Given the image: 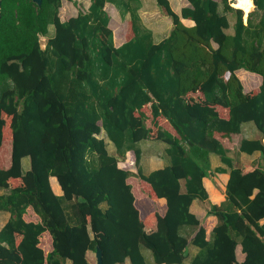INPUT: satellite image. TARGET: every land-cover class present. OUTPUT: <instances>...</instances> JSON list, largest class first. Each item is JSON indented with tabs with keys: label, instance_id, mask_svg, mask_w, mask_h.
Instances as JSON below:
<instances>
[{
	"label": "trees",
	"instance_id": "trees-1",
	"mask_svg": "<svg viewBox=\"0 0 264 264\" xmlns=\"http://www.w3.org/2000/svg\"><path fill=\"white\" fill-rule=\"evenodd\" d=\"M188 1L178 13L156 0L172 24L156 40L138 13L141 0H91L66 19L63 0H2V157L7 126L12 147L10 166L0 162V213H10L0 228V264H89L97 247L103 264H264V0H252L247 22L229 0ZM107 2L129 15L133 36L118 46ZM238 70L258 75L259 91L248 92ZM196 91L203 100L191 99ZM249 122L259 136L244 137L239 152L259 158L245 170L217 134L240 133ZM148 137L165 144L164 165L127 169L131 153L139 163ZM225 172L226 199L212 203L205 180ZM131 176L144 187L139 204L166 200L163 216L141 218ZM196 199L217 218L209 237L191 210ZM29 209L38 221L25 219ZM45 232L49 251L41 246Z\"/></svg>",
	"mask_w": 264,
	"mask_h": 264
},
{
	"label": "crops",
	"instance_id": "crops-1",
	"mask_svg": "<svg viewBox=\"0 0 264 264\" xmlns=\"http://www.w3.org/2000/svg\"><path fill=\"white\" fill-rule=\"evenodd\" d=\"M169 1L171 3L172 8L178 13H180L182 7H184V6L189 4L188 0H169ZM90 3H91V0H86V4H85L84 8H82L81 10H83V11L87 10L89 5H90ZM154 3H155L154 6L157 9H160L158 7V5L156 4V0L154 1ZM105 9L107 10V12H108V14L110 16V26H111V28L113 29V32H114L115 44L118 46V45L122 44L123 42H125L126 40L130 39L133 36V31H132V35H129L128 31H129L130 26H126L125 28H123L122 25H119V24L117 25V23L115 22L117 20V14H119V17H120L121 21H123V22L127 21V22L130 23V20L128 19L129 15L127 14V16L125 18H123L121 13H120V11H119V9L113 3H110V2L106 3ZM139 10H142V12H146L148 10V5L145 3V0H141V5H140ZM77 14L78 13L72 14L70 16H75ZM62 19H64V18H62ZM168 19H169V17H168ZM169 21H170V19H169ZM182 22L185 25H188V26H191V25L194 24V21L192 19H187V18H182ZM143 24L152 30V33L154 34V36L156 38L158 37V36H156L157 34H159V33L161 34V32L155 31L152 27H149L145 22H143ZM130 25H131V23H130ZM171 25L172 24L170 23V28H171ZM115 26L117 28H114ZM167 34L168 33H166L165 35H167ZM156 40H159V37ZM243 72L238 70L237 74L240 77V79L242 80V83L245 85V80L244 79H245L246 75L243 78V77L240 76L241 74H239V73L244 74ZM256 77H259V76L250 72V77H248V78L252 79L253 81H256V79H257ZM257 91H259V86H256L255 88H253V87L250 88V93H256ZM223 116H226V115H223ZM253 129H254V134L251 135L250 137H258L259 134H258V131H257V129H256V127L254 125H253ZM241 132L240 133H232L230 136H222V135L217 134V137L220 139V141L223 143V145L225 147H227L230 150V152H231V150L234 149L233 146H231V139H233V138L235 139V137H234L235 135H238V134L241 135ZM244 137H248V136H242L241 137V139H240V141L238 143L239 144L238 148H235L237 150V153L236 154H231L229 152V154L233 158V162H234L235 165H240V164L244 163L243 164V168L245 170H248V169H250V165L254 164L253 163L254 160H252L250 162L243 161V159L239 160V156H238L239 153H241V157L242 158H243L244 155H248L247 153L239 152L240 143H241V141H242V139ZM216 158L218 159V157L216 155H214V154L211 155V160H212V166L213 167H215V166L220 164V162H218V161H217V163L213 162V160H217ZM3 159H4L3 167L4 168H8L10 166V164H11V153L8 151L7 154L5 155V157H2V154H0V162ZM120 165H122V164H120ZM24 168H25V165H24ZM228 179H229V174L227 172H225V173H218L217 175L212 176L211 179L205 180V186L208 189L209 199H210V201L212 203L220 204L221 202H223L226 199V184H227ZM51 183H52V187H53L54 191L56 193L60 194L62 192L61 191V187L58 184L56 178L53 177V176L51 177ZM133 186H136V185H133ZM133 192L135 194V198H136L135 202H136L137 207L140 210V215H141L142 219L147 218L148 215L150 213H153L154 211L157 212L158 214L162 215V216L165 214L166 209H167V205H166V200L164 198H155V197L151 198L149 196L148 201L145 202L146 205H143L141 203L139 204L137 196L138 195L139 196L143 195L144 193L141 192L140 189L135 190V188H133ZM208 207H209V204H208L207 201H201V200H197V199L194 200V202H193V204L191 206V210L198 216L199 219H201L203 221V225H204V227L206 229L207 237L210 236V233H211L213 227L217 223L216 216L207 215L206 214ZM145 211H148V212H147V215L145 217H143L142 212H145ZM9 217H10V213L9 212L0 213V228L4 225V223L8 220ZM25 219L28 220V221L29 220H33V221H38L39 220L38 216L31 209H29L28 212L25 214ZM261 223H264V218L261 219ZM51 243H52L51 236L49 235L48 232H45L43 234V236H42V239H41V246L46 251H49L51 249ZM196 251H197L196 246L191 245L189 247V252L191 254L195 253ZM236 255H237V260L238 261L244 260V258L246 256V254L242 251V247H241L240 244H238V246L236 248ZM148 257H150V256H148ZM90 263H91V261H90ZM126 263L129 264V262H126ZM151 264H155V263H151ZM162 264H166V263H162Z\"/></svg>",
	"mask_w": 264,
	"mask_h": 264
},
{
	"label": "rangeland",
	"instance_id": "rangeland-1",
	"mask_svg": "<svg viewBox=\"0 0 264 264\" xmlns=\"http://www.w3.org/2000/svg\"><path fill=\"white\" fill-rule=\"evenodd\" d=\"M154 1L155 0H145V3L148 5V10L146 12H142V10H138V13L141 16V20L143 22H145L149 27H152L155 31L157 32H161V34H157L156 36L160 37L162 35H165L166 33H168L169 29H170V21L168 19V17L161 11V9H157L154 6ZM231 2V5L233 7H235L232 3H234V0H229ZM86 4V0H73V1H69V0H63L62 6L60 8V16L61 18L66 19L67 17H69L72 14H76L81 10L82 8H84ZM255 5V3H254ZM237 8V7H236ZM255 9V6L253 7V9L250 11L252 12ZM249 13H246L245 11L243 12V20L244 22H247L248 17H249ZM247 14V15H246ZM230 19L233 22L234 21V14L232 15V13H229ZM117 23V25H122L123 28H125L126 26H130L128 34L132 35V29H131V25L129 22L127 21H121L119 14H117V20L115 21ZM114 28H117L116 26ZM229 31H232V28H229ZM50 33H53V26L50 27ZM46 38L45 36H41L40 38V42H41V46L45 47L46 45ZM240 71H244L240 76L244 78L245 76V86L247 88V91L250 92V88H255L259 82H260V78L256 77V81H253L252 79L248 78L250 77V72H247L246 70H240ZM255 76V75H254ZM192 100H196V101H201L203 100V95L201 93V91H196V92H191L190 95ZM217 110L219 111L220 114L222 115H227V108L222 107L220 105L216 106ZM146 112H148V116H147V120H145L147 126H151L154 125V119L152 118V116L149 113V105L146 109ZM5 120L11 118V116L4 114ZM160 122H165L164 119H160L158 120ZM255 126V124L253 122H249L247 124H245L243 126L241 135H235V139H231V146H233V150H231V154H236L237 150L235 148H238L239 146V141L241 139L242 136H248L250 137L251 135L254 134V129H253V125ZM152 127V126H151ZM150 127V128H151ZM256 127V126H255ZM170 130L171 127H168ZM257 129V128H256ZM12 130L10 126H7L6 131L4 132V139H5V143H4V149L3 151H9L11 152V147H12ZM155 141V143H154ZM236 142V143H235ZM141 147L143 149V155L139 161V163L136 162L135 156L133 153H131V158H132V163L128 164L127 166H125L127 169L132 170L133 172H137L138 167L141 166V168L145 171V172H149L150 169H154L157 167H160L162 165H164L165 161L164 158H162V152L164 151L165 148V144L163 142H157L156 140H152V137H148V139H143V141H141ZM108 149L111 152L115 151V148L113 147V143H109L108 142ZM233 152V153H232ZM4 155V154H3ZM239 156V160L243 161H253L254 164H257L258 158H259V153H254V154H248V155H244L243 158L241 157V153L238 154ZM127 157V156H126ZM128 158V157H127ZM217 159V158H216ZM217 161L219 162V159L217 160H213L214 163H217ZM30 162V159L28 157H25L23 160V164L27 165V163ZM128 181L131 183L132 185V189L135 188V190H143L144 191V187L142 186L141 182H139L140 180H137L135 177H129ZM136 185V186H133ZM145 192V191H144ZM44 241V240H43ZM89 260L91 261V263L95 264L96 262V255L95 252H89ZM124 264H128V263H124Z\"/></svg>",
	"mask_w": 264,
	"mask_h": 264
},
{
	"label": "bare ground",
	"instance_id": "bare-ground-1",
	"mask_svg": "<svg viewBox=\"0 0 264 264\" xmlns=\"http://www.w3.org/2000/svg\"><path fill=\"white\" fill-rule=\"evenodd\" d=\"M234 1L235 2L232 4L235 7L242 8L246 13H249L255 6L252 0H234Z\"/></svg>",
	"mask_w": 264,
	"mask_h": 264
},
{
	"label": "water",
	"instance_id": "water-1",
	"mask_svg": "<svg viewBox=\"0 0 264 264\" xmlns=\"http://www.w3.org/2000/svg\"><path fill=\"white\" fill-rule=\"evenodd\" d=\"M35 3H37L38 5H41L42 0H33ZM1 2L2 0H0V8H1ZM1 15V12H0ZM96 255V263L95 264H103V258H102V249L100 247H97V250L95 252ZM92 264V263H89Z\"/></svg>",
	"mask_w": 264,
	"mask_h": 264
},
{
	"label": "built area",
	"instance_id": "built-area-1",
	"mask_svg": "<svg viewBox=\"0 0 264 264\" xmlns=\"http://www.w3.org/2000/svg\"><path fill=\"white\" fill-rule=\"evenodd\" d=\"M263 142H264V139H263Z\"/></svg>",
	"mask_w": 264,
	"mask_h": 264
}]
</instances>
